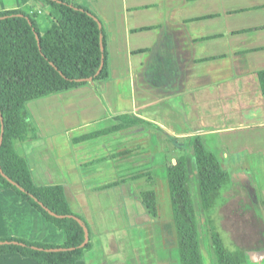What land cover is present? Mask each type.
<instances>
[{"label":"crops","instance_id":"0c3cea01","mask_svg":"<svg viewBox=\"0 0 264 264\" xmlns=\"http://www.w3.org/2000/svg\"><path fill=\"white\" fill-rule=\"evenodd\" d=\"M71 2L90 7L103 21L110 76L29 101L37 137L17 143V151L27 159L34 182L64 186L72 211L89 224L92 248L76 264H180L178 249L166 245L154 219L138 208L142 199L132 181L122 179L121 156H108L110 142L119 145L120 133L134 126L80 139L117 125L121 115L136 118L140 112L158 124L146 116L175 113L189 130L182 137L193 145L200 136L233 183H245L264 197V94L258 76L264 70V0ZM20 9L36 17L42 34L52 27L49 7L35 0H0V12ZM3 238L67 242L64 231L0 183ZM257 254L246 252V262L264 257ZM0 264L39 263L8 254L0 256Z\"/></svg>","mask_w":264,"mask_h":264},{"label":"trees","instance_id":"16d2710c","mask_svg":"<svg viewBox=\"0 0 264 264\" xmlns=\"http://www.w3.org/2000/svg\"><path fill=\"white\" fill-rule=\"evenodd\" d=\"M51 10L52 27L42 34L36 17L25 10L0 12V183L14 190L44 218L64 231V245L31 243L17 238L0 239V256L19 254L39 264H76L92 248L87 221L75 214L62 185L40 186L33 180L29 163L16 148L37 137L26 104L55 92H66L110 76L108 37L103 21L87 6L69 0H35ZM103 62V66H102ZM102 66V67H101ZM264 94V70L258 73ZM111 128L83 136L91 140L140 125L163 131L158 124L130 115L117 117ZM202 206L210 215L233 186L217 155L200 136L193 141ZM168 189L180 264H205L192 196L187 156L183 153L166 168ZM113 183L106 187L118 185ZM142 202L157 216L156 193L146 190ZM211 243L218 264H245L244 250H231L214 223L209 221ZM86 237L88 242L82 246ZM7 242V243H6Z\"/></svg>","mask_w":264,"mask_h":264},{"label":"rangeland","instance_id":"374dc122","mask_svg":"<svg viewBox=\"0 0 264 264\" xmlns=\"http://www.w3.org/2000/svg\"><path fill=\"white\" fill-rule=\"evenodd\" d=\"M159 112H162V108H159ZM137 114L140 115L136 116L137 119L145 120L140 112ZM160 114L162 113H156L155 118L151 116L146 118L155 120L163 127V131L136 125L130 132L120 133L119 145L112 140L106 147L110 149L108 156L112 158L121 156L122 179L132 181L135 196L140 198L145 190H154L156 193V217L148 213L143 202L137 203L138 208L146 210L149 218L154 219L163 233L166 245H169L170 249L177 250L166 168L181 154L188 156L193 152L189 156L190 184L205 264H218L211 243L210 220L214 221L226 246L231 250H244L247 254L264 252V197L259 189L256 190L258 195H255L254 192L251 193L247 184L240 181L233 183L231 188L224 191L223 201L209 215L202 206L192 141L182 137L189 130L182 127L175 113L168 112L166 118H161ZM245 264H264V257Z\"/></svg>","mask_w":264,"mask_h":264},{"label":"water","instance_id":"95a60500","mask_svg":"<svg viewBox=\"0 0 264 264\" xmlns=\"http://www.w3.org/2000/svg\"><path fill=\"white\" fill-rule=\"evenodd\" d=\"M102 66H103V62H102ZM101 66V67H102ZM3 133H4V125H3V121H2V134H1V138H0V147L2 145V141H3ZM88 242V238L86 237L85 241L83 242L82 246L86 245ZM7 243V242H6ZM5 244V243H0V245Z\"/></svg>","mask_w":264,"mask_h":264},{"label":"built area","instance_id":"2783aa9c","mask_svg":"<svg viewBox=\"0 0 264 264\" xmlns=\"http://www.w3.org/2000/svg\"><path fill=\"white\" fill-rule=\"evenodd\" d=\"M72 1V0H71Z\"/></svg>","mask_w":264,"mask_h":264}]
</instances>
